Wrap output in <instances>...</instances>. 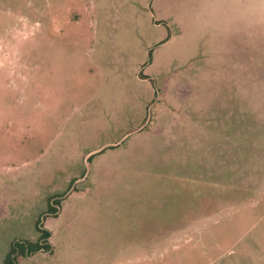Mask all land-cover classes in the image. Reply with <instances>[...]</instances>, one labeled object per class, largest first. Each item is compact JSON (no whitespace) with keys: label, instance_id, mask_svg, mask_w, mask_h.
I'll list each match as a JSON object with an SVG mask.
<instances>
[{"label":"rangeland","instance_id":"1","mask_svg":"<svg viewBox=\"0 0 264 264\" xmlns=\"http://www.w3.org/2000/svg\"><path fill=\"white\" fill-rule=\"evenodd\" d=\"M38 221L18 264H264V0H0V264Z\"/></svg>","mask_w":264,"mask_h":264},{"label":"trees","instance_id":"2","mask_svg":"<svg viewBox=\"0 0 264 264\" xmlns=\"http://www.w3.org/2000/svg\"><path fill=\"white\" fill-rule=\"evenodd\" d=\"M56 212V209L51 206L49 213ZM36 229L40 234L37 241L15 240L12 242L9 251L4 259V264H18V259L22 257H30L39 251H50L51 245L49 239L51 233L44 228L40 221L37 222Z\"/></svg>","mask_w":264,"mask_h":264}]
</instances>
